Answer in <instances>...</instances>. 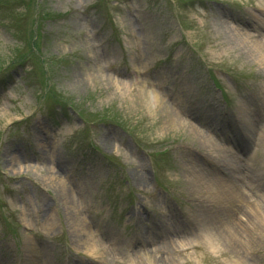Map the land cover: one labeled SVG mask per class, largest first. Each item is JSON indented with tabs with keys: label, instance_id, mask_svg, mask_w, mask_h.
<instances>
[{
	"label": "rangeland",
	"instance_id": "374dc122",
	"mask_svg": "<svg viewBox=\"0 0 264 264\" xmlns=\"http://www.w3.org/2000/svg\"><path fill=\"white\" fill-rule=\"evenodd\" d=\"M263 58L264 0H0V264H264Z\"/></svg>",
	"mask_w": 264,
	"mask_h": 264
},
{
	"label": "bare ground",
	"instance_id": "6f19581e",
	"mask_svg": "<svg viewBox=\"0 0 264 264\" xmlns=\"http://www.w3.org/2000/svg\"><path fill=\"white\" fill-rule=\"evenodd\" d=\"M192 129L194 128L192 127ZM238 168H239L238 165L234 167L235 170H237ZM234 169H231V170H234ZM200 180L202 181L204 180V178L203 177L200 178L198 182ZM205 183L208 184V188L212 187L214 194L217 198L231 199L233 201H236L242 204V206H244L245 204L248 206V202H249L248 198L237 189L235 184L233 183L226 184V182H220V181H217V182H213V181L207 182L206 181ZM66 196H68L69 198L68 194ZM234 222H235V218H233V216L225 220L216 221L213 223L212 229L208 230L209 231L208 234L215 233L216 236L222 239L224 243L228 244L229 247L234 246L235 248L234 252H237L238 250H240V248L239 246H237L235 242L236 239L234 240V235H235L234 233L236 234L238 233L236 232L237 229L234 227Z\"/></svg>",
	"mask_w": 264,
	"mask_h": 264
}]
</instances>
